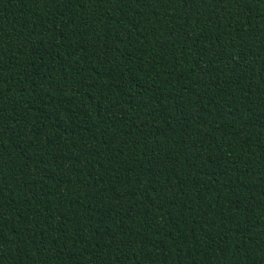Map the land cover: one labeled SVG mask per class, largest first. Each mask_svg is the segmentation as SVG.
I'll return each instance as SVG.
<instances>
[{
  "label": "trees",
  "instance_id": "obj_1",
  "mask_svg": "<svg viewBox=\"0 0 264 264\" xmlns=\"http://www.w3.org/2000/svg\"><path fill=\"white\" fill-rule=\"evenodd\" d=\"M0 264H264V0H0Z\"/></svg>",
  "mask_w": 264,
  "mask_h": 264
}]
</instances>
